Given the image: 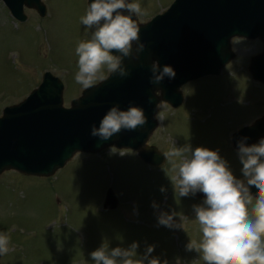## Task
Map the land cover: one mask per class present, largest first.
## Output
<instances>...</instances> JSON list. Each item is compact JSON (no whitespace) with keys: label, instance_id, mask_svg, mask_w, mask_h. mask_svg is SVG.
<instances>
[{"label":"rangeland","instance_id":"374dc122","mask_svg":"<svg viewBox=\"0 0 264 264\" xmlns=\"http://www.w3.org/2000/svg\"><path fill=\"white\" fill-rule=\"evenodd\" d=\"M44 1L47 17L26 9L28 20L19 23L0 0V117L4 108L20 103L37 88L46 72L64 82L66 107L85 90L74 77L76 48L90 40L93 31L81 22L88 0ZM129 2L141 4L146 14L138 19L146 23L174 0ZM233 49L236 59L219 77L183 87L185 102L179 109L160 106L159 127L148 144L164 154L174 145L218 149L234 176L243 180L233 136L264 117V85L250 73L251 59L262 53L263 44L235 39ZM103 74L105 78L110 74L106 67ZM172 159L154 168L134 151L112 148L98 155L78 154L50 178L4 172L0 233L10 237L11 250L2 255L1 264H95L90 254L102 245L128 249L133 243L138 244L137 258L153 246L149 259L158 258L161 264H206L202 253L187 249L190 240L202 239L193 206L205 197L201 192L179 197ZM109 189L119 206L107 211L103 206ZM248 208L251 212L252 205ZM161 213L177 214L172 227L158 222Z\"/></svg>","mask_w":264,"mask_h":264},{"label":"water","instance_id":"95a60500","mask_svg":"<svg viewBox=\"0 0 264 264\" xmlns=\"http://www.w3.org/2000/svg\"><path fill=\"white\" fill-rule=\"evenodd\" d=\"M3 1L20 22L27 21L26 8L37 11L41 17L47 15L43 0ZM92 2L88 0V7ZM132 18L140 27V40L146 50L139 60H124L129 76L121 78L111 73L85 89L67 108L63 82L47 72L27 99L4 109L0 118V176L17 171L25 176L50 178L77 154H99L113 147L134 151L145 164L161 168L166 162L165 154L148 145L159 127L160 105L178 109L184 103L185 85L220 76L236 58L234 39L263 43L262 54L252 59L250 73L256 81L264 83V0H175L168 10L146 23ZM135 47L134 44V55ZM153 61H158L161 68L171 66L175 78H165L159 85L150 84ZM116 105L121 110L130 105L142 108L146 124L135 131H122L107 141L92 137V125L99 127L106 112ZM242 137L248 138L246 146L264 138V119L233 136L237 150ZM250 192L253 197L257 195L255 188H250ZM118 206L116 194L109 189L104 210H115Z\"/></svg>","mask_w":264,"mask_h":264},{"label":"clouds","instance_id":"9594fccd","mask_svg":"<svg viewBox=\"0 0 264 264\" xmlns=\"http://www.w3.org/2000/svg\"><path fill=\"white\" fill-rule=\"evenodd\" d=\"M145 14L138 2L93 0L81 18L82 24L93 31L91 39L79 43L76 48L78 71L75 82L89 89L98 80L105 79V67L121 78L129 76L124 60H139L140 54L146 50L145 43L140 40V27L132 17ZM149 71V83L154 85L176 76L171 66L161 68L158 61L151 63ZM156 93L161 95L160 91ZM146 122L142 108L130 105L127 110H121L116 105L106 112L99 127L92 125L90 135L107 141L122 131H135ZM247 139L242 137L237 142L243 180L234 176L218 149L197 147L193 150L190 144L174 145L165 154L166 159L173 158L172 170L177 173L174 188L176 192L178 189L179 197L195 196L197 192L204 194L202 204L193 206L202 239L199 242L190 240L187 249L202 253L206 264H264V138L251 146H246ZM250 188L257 190L255 197ZM248 205H252L251 212ZM176 215L161 213L158 222L172 227ZM179 226L183 228L182 224ZM9 244L8 234L0 233V255L11 250ZM137 248L136 243L128 249H109L102 245L90 256L95 264H145V260L147 264H161L158 258L149 259L153 246H149L141 258H137Z\"/></svg>","mask_w":264,"mask_h":264},{"label":"flooded vegetation","instance_id":"af4514ba","mask_svg":"<svg viewBox=\"0 0 264 264\" xmlns=\"http://www.w3.org/2000/svg\"><path fill=\"white\" fill-rule=\"evenodd\" d=\"M262 85H263V84H262ZM258 142H259V141H258ZM258 142H256V143H258ZM256 143H255V144H256Z\"/></svg>","mask_w":264,"mask_h":264}]
</instances>
